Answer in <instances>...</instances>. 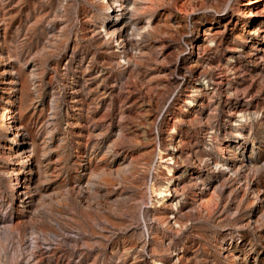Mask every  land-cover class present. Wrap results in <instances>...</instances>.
I'll list each match as a JSON object with an SVG mask.
<instances>
[{"label": "rangeland", "instance_id": "1", "mask_svg": "<svg viewBox=\"0 0 264 264\" xmlns=\"http://www.w3.org/2000/svg\"><path fill=\"white\" fill-rule=\"evenodd\" d=\"M253 1L0 0V264H264Z\"/></svg>", "mask_w": 264, "mask_h": 264}, {"label": "bare ground", "instance_id": "2", "mask_svg": "<svg viewBox=\"0 0 264 264\" xmlns=\"http://www.w3.org/2000/svg\"><path fill=\"white\" fill-rule=\"evenodd\" d=\"M262 2H263V0H255L252 3H250V5H256V4H259V3H262ZM109 7H110V5L107 6V8H109ZM247 16L249 17L250 15H247ZM14 116H15L14 113H11L10 110H6V111L4 110V112L2 113V115L0 117H1V120H3V121H4L5 118L9 119V123H7V124L4 123L5 129L4 128L3 129L6 130V131H11V129L17 131V135H16V137H17L18 133L20 131V126L19 125L16 126V124H15L16 121H14ZM29 147H31V144L29 145ZM170 159H173V158L171 157ZM25 163H26V160L25 161H23V160L21 161L22 165H25ZM154 192H155V190L153 189V186L151 185L150 193L153 194Z\"/></svg>", "mask_w": 264, "mask_h": 264}]
</instances>
